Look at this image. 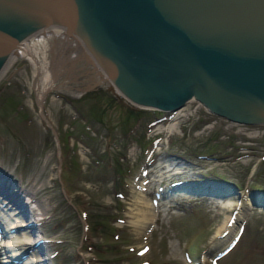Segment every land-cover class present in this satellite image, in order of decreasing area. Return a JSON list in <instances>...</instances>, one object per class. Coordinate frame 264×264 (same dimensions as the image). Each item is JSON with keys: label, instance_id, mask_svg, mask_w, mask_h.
<instances>
[{"label": "rangeland", "instance_id": "rangeland-1", "mask_svg": "<svg viewBox=\"0 0 264 264\" xmlns=\"http://www.w3.org/2000/svg\"><path fill=\"white\" fill-rule=\"evenodd\" d=\"M70 36L46 33L31 41L32 52L14 49L18 58L0 78V165L44 204L32 218L38 239L48 238L50 264H264V207L251 203L240 235L216 244L235 206L166 192L175 180L225 178L239 187L240 201L250 200V188L264 187V122L229 120L195 97L177 113L137 105ZM49 72L55 79L42 96ZM143 173L154 219L139 229L133 185ZM10 209L0 216L7 228L19 218ZM16 227L0 245L25 231Z\"/></svg>", "mask_w": 264, "mask_h": 264}, {"label": "water", "instance_id": "water-1", "mask_svg": "<svg viewBox=\"0 0 264 264\" xmlns=\"http://www.w3.org/2000/svg\"><path fill=\"white\" fill-rule=\"evenodd\" d=\"M49 23L75 32L137 105L175 111L195 97L233 121L264 122V0H0V68L17 41ZM180 184L194 195H242L227 179L171 185ZM0 192L23 209L20 183L1 165ZM248 196L264 207V187Z\"/></svg>", "mask_w": 264, "mask_h": 264}, {"label": "bare ground", "instance_id": "bare-ground-1", "mask_svg": "<svg viewBox=\"0 0 264 264\" xmlns=\"http://www.w3.org/2000/svg\"><path fill=\"white\" fill-rule=\"evenodd\" d=\"M46 33H57V34L63 35L66 38H68L69 35H71L70 37L72 39H75L78 43H81L85 47V49L89 53H91L90 50L88 49V47L86 46V44L84 43V41L75 32H72V34L68 32V27L66 25H61L58 23H49V24H46V25L40 27L39 29L33 31L32 33L28 34L27 36L23 37L19 41H17V43L13 46L11 52L8 54L4 64L0 68V78L4 74L6 68H8V66L15 59L18 58L17 54H12L14 49H18V53L20 55L30 53V52H32L31 51V41L36 39L38 36H41V35L46 34ZM27 38H28V40L24 41ZM55 73H56V71H55ZM54 75L55 74L53 72H49L47 74L46 78H44L43 84H42L43 90L40 92V94L42 96H43L44 92L50 86H52ZM54 79H55V77H54ZM48 84H50V85H48ZM50 88H52V87H50ZM117 90L120 91L119 89H117ZM149 106L155 107L154 105H149ZM182 108H183V106L180 107L179 109H177L175 112L176 113L179 112L180 110H182ZM171 113H172V111H171ZM171 167H172L171 164H169V165H167L166 169H170ZM159 168L162 169V171H163L164 166L160 165ZM174 168H176L175 171H177L179 166L174 167ZM136 178L137 179L135 181V184L133 185L134 192H135L134 193V195H135V197H134L135 198L134 208L132 211L133 217H134L133 222L139 227V229H144L154 219V213H152V208L150 205L151 202L148 201L147 199H144V196L142 193V190H143L142 189V187H143L142 182L144 181L142 179L145 178V174L144 173L139 174ZM182 186H183V184H180L178 186H173V188H169L170 191H169V189H166V192H170V193L171 192H178V191L181 192L182 189H180V188H182ZM27 189L28 188H25V190H23L22 188H20V194H21V200H22L21 202H22L23 209L20 208L21 207L20 205H16V204L13 205L12 204L13 202L11 201V199L8 196H4V198L0 197V216L1 217L5 216L4 215L5 211H3V209L5 207H9V209L13 208V210L10 209L11 213H8V214H13V213L16 214L17 213L19 215V218H18V220H17L18 222L16 224L25 228V231L23 233L12 234V236L10 237V241H8V243L3 242L0 245V253H5V252L10 250L9 252L6 253V255H4L3 258H1L0 263L1 262H8V261L10 262L11 259H13L17 254H20V252H23L25 249H28V248H29L30 255H28L29 260L26 261L25 264H50L51 263L49 261L50 255H48V252L45 251L46 249L44 247V245L46 246V242L43 241V243H37L36 244V242L38 240H40V239H38V234H40L38 232H40L39 231L40 229L38 226V222H35V220H33V218H34V216H33L34 211L33 210L34 209L43 210L44 204L42 203V201H39L38 199H37V203H36L32 199H30L28 196H26V194H27L26 192L30 191L29 189L28 190ZM183 193H186L187 195L188 194L192 195L191 193H188L184 190H183ZM1 194L2 193L0 192V195ZM161 195H162V192H159L160 197H161ZM210 196L217 198V200L222 202V204H224L225 206L226 205H234L235 208L237 209L235 217H234V215H233V217L231 215H227L226 219L219 225L218 230L215 234L216 239L213 240V243H216V244H219L222 242H225V243L230 242L231 243V242H233V240H235L238 237V235H240L239 230L238 229L236 230V227L240 226L237 224L240 223L241 218L246 214L248 208H250L251 200L248 199L247 202L240 201L237 198V195H229V196H226L224 198L216 197L214 195H210ZM158 200H160V199H158ZM233 218H234V220H233ZM16 224L14 222H11L8 224V228H2L3 231L0 230L2 235L4 236L8 229L10 231L12 229H13L12 231L19 229L17 227L15 228ZM3 236L1 238H3ZM40 237H41V239H44L43 236H40ZM46 241H48V240H46ZM7 247H12V250L7 249Z\"/></svg>", "mask_w": 264, "mask_h": 264}, {"label": "trees", "instance_id": "trees-1", "mask_svg": "<svg viewBox=\"0 0 264 264\" xmlns=\"http://www.w3.org/2000/svg\"><path fill=\"white\" fill-rule=\"evenodd\" d=\"M130 109V111L132 110L134 113H135V116L136 117H139L140 116V114H142L143 112H141V110H139V109H137V108H129ZM129 109H128V111H129ZM128 111H127V113H128ZM127 113H126V115H127ZM125 115V116H126ZM118 168H119V166H118ZM102 221V220H101Z\"/></svg>", "mask_w": 264, "mask_h": 264}]
</instances>
